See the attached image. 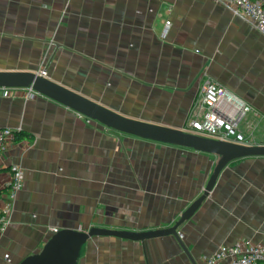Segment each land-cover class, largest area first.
<instances>
[{"label":"crops","instance_id":"0c3cea01","mask_svg":"<svg viewBox=\"0 0 264 264\" xmlns=\"http://www.w3.org/2000/svg\"><path fill=\"white\" fill-rule=\"evenodd\" d=\"M43 67L125 117L189 132L198 89L210 78L252 106L235 132L264 144V33L214 0H0V71ZM11 88L0 93V128L15 131L0 157V187L12 164L24 179L0 232V264L39 252L54 229L169 227L218 163L214 153L119 131L33 89ZM7 193L0 190V207ZM179 235L188 251L171 234L94 236L77 264H209L223 245L264 243V156L225 166Z\"/></svg>","mask_w":264,"mask_h":264},{"label":"water","instance_id":"95a60500","mask_svg":"<svg viewBox=\"0 0 264 264\" xmlns=\"http://www.w3.org/2000/svg\"><path fill=\"white\" fill-rule=\"evenodd\" d=\"M0 87L32 88L34 91L98 120L108 127L155 141L214 153L219 157L203 193L184 210L181 217L173 225L144 231L104 227H91L85 230L63 228L54 232L39 252L27 256L17 264H77L82 246L94 236H117L131 240H145L171 234L188 251L180 238L179 228L194 215L209 196L221 171L234 159L264 156V144H247L232 139L203 136L184 129L146 123L125 117L38 72L0 71Z\"/></svg>","mask_w":264,"mask_h":264},{"label":"built area","instance_id":"2783aa9c","mask_svg":"<svg viewBox=\"0 0 264 264\" xmlns=\"http://www.w3.org/2000/svg\"><path fill=\"white\" fill-rule=\"evenodd\" d=\"M224 4L234 14L248 19L264 33V0H214ZM171 21H166V29L171 26ZM40 74L46 76L43 67ZM11 87H0V93L8 96ZM32 89V88H30ZM202 109L201 112L198 111ZM252 111V106L228 91L223 85L210 78L205 79L198 89L195 108L189 118L191 132L203 136L219 139H232L237 142L250 144L248 139L235 130L241 119ZM235 134L231 138L229 134ZM15 137V131L8 127L0 128V157L4 153L7 143ZM1 164V163H0ZM10 179L0 187L7 189L5 204L0 207V232H3L10 223L9 215L14 207L17 191L22 187L24 172L20 165L12 164L9 167ZM4 195V194H3ZM58 229H54V232ZM264 264V243H254L251 239H243L232 245L221 246L207 259L209 264Z\"/></svg>","mask_w":264,"mask_h":264}]
</instances>
